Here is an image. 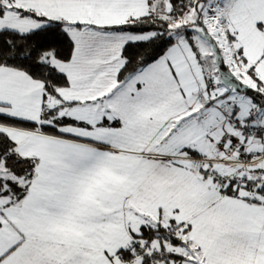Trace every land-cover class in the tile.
<instances>
[{
  "label": "snow or ice",
  "instance_id": "snow-or-ice-1",
  "mask_svg": "<svg viewBox=\"0 0 264 264\" xmlns=\"http://www.w3.org/2000/svg\"><path fill=\"white\" fill-rule=\"evenodd\" d=\"M0 264H264V0H0Z\"/></svg>",
  "mask_w": 264,
  "mask_h": 264
}]
</instances>
